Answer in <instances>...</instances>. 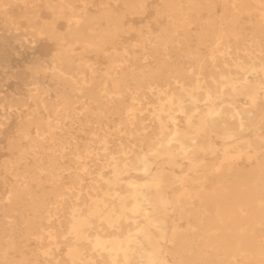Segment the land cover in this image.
Masks as SVG:
<instances>
[{
  "label": "bare ground",
  "instance_id": "1",
  "mask_svg": "<svg viewBox=\"0 0 264 264\" xmlns=\"http://www.w3.org/2000/svg\"><path fill=\"white\" fill-rule=\"evenodd\" d=\"M0 143V264H264V0H0Z\"/></svg>",
  "mask_w": 264,
  "mask_h": 264
},
{
  "label": "rangeland",
  "instance_id": "2",
  "mask_svg": "<svg viewBox=\"0 0 264 264\" xmlns=\"http://www.w3.org/2000/svg\"><path fill=\"white\" fill-rule=\"evenodd\" d=\"M152 5H154V2H153ZM151 12H152V9L150 8L148 10V12L144 16H142V17H132L131 18V22H132L133 27H142L146 23H150L153 20V16L151 15ZM42 17L48 18L49 17L48 11L43 10L42 11ZM57 26L59 28H61V26H62L61 20L58 21V25ZM49 49H51V48H49ZM28 51H30V50L27 49V51H24V53L21 54L20 57H22V58L23 57H26L27 54H28ZM15 60H18V58H16ZM20 62L21 61L18 60L17 63H20ZM96 65L102 66L99 63H97ZM7 83H8V85H9L10 88H12L14 91L17 92V95L18 96H22V97L26 98L27 93H26V91L24 89V86L16 85L15 83H13V80L12 79H8V82ZM10 133L13 134V132H8V134H10ZM76 134H79V133H76ZM2 146H3V143H0V154L6 152V150L4 148H2ZM0 160H1V157H0Z\"/></svg>",
  "mask_w": 264,
  "mask_h": 264
}]
</instances>
